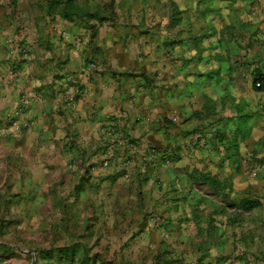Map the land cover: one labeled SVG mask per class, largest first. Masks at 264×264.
Segmentation results:
<instances>
[{
	"label": "crops",
	"instance_id": "obj_1",
	"mask_svg": "<svg viewBox=\"0 0 264 264\" xmlns=\"http://www.w3.org/2000/svg\"><path fill=\"white\" fill-rule=\"evenodd\" d=\"M110 1L93 29L43 14L19 36L13 191L104 203L137 264H264V0Z\"/></svg>",
	"mask_w": 264,
	"mask_h": 264
},
{
	"label": "rangeland",
	"instance_id": "obj_2",
	"mask_svg": "<svg viewBox=\"0 0 264 264\" xmlns=\"http://www.w3.org/2000/svg\"><path fill=\"white\" fill-rule=\"evenodd\" d=\"M40 1L0 0V144L10 142L12 134L6 133L9 123L15 132L23 129L12 121L14 108L3 101V94L16 91L25 51L32 47L19 36L27 32V21L31 17L41 18L44 14L38 6ZM86 3L91 9L96 5L107 9L105 15L112 17V1L86 0ZM4 103L10 106L3 108ZM3 154L6 152L0 153V243L11 247L15 254L0 257V264H32L36 260L35 250H54L74 242L87 247L92 264H137L134 259H128V253H138L137 248L132 249L127 244L132 239L127 238L130 233H113L107 229L104 203L97 205L96 212L87 209L86 216H82L73 198L68 200L69 196L65 199L62 195L64 183L59 179L50 182L51 178L47 177L44 180L49 182L48 185L35 188H45L44 193L29 197L16 193L13 184L18 182L19 189H26L23 181L28 174L16 170L10 157Z\"/></svg>",
	"mask_w": 264,
	"mask_h": 264
},
{
	"label": "trees",
	"instance_id": "obj_3",
	"mask_svg": "<svg viewBox=\"0 0 264 264\" xmlns=\"http://www.w3.org/2000/svg\"><path fill=\"white\" fill-rule=\"evenodd\" d=\"M84 1V3H81ZM39 8L43 11L46 17H58L61 20L69 23L79 24L83 28L93 29L96 25L91 22H96L101 25L109 16L105 15L107 9L101 6H94L93 9L86 3V0H41L38 2ZM113 15V10L110 12ZM261 78V75L256 77ZM257 81L255 82V84ZM261 84L259 89H261ZM74 100V99H73ZM83 183H79L74 187L76 193L82 191ZM261 206L258 200H243L238 207L243 211H250ZM36 260L32 264H92L88 256L87 247L79 242H74L63 248L54 250H35ZM15 251L8 245L0 243V257L13 256ZM174 262H170L172 264Z\"/></svg>",
	"mask_w": 264,
	"mask_h": 264
},
{
	"label": "built area",
	"instance_id": "obj_4",
	"mask_svg": "<svg viewBox=\"0 0 264 264\" xmlns=\"http://www.w3.org/2000/svg\"><path fill=\"white\" fill-rule=\"evenodd\" d=\"M255 87H256V88L260 87V83H256V84H255ZM73 101H74V100H73V97H71V98L69 99V103H73Z\"/></svg>",
	"mask_w": 264,
	"mask_h": 264
}]
</instances>
